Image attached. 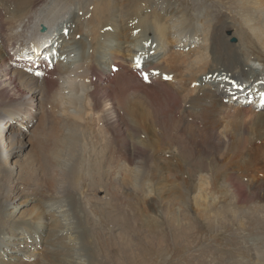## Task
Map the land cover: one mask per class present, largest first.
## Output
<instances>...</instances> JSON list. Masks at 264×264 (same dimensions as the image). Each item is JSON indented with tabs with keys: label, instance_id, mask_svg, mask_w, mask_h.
Segmentation results:
<instances>
[{
	"label": "bare ground",
	"instance_id": "6f19581e",
	"mask_svg": "<svg viewBox=\"0 0 264 264\" xmlns=\"http://www.w3.org/2000/svg\"><path fill=\"white\" fill-rule=\"evenodd\" d=\"M251 1L252 4L249 0H233L231 4L230 0H213L210 6L219 8L214 22L203 19L193 25L184 13L180 15V11L170 7L168 0L159 7L150 5L149 0H0V43L4 41L13 52V56H3L0 52V160L12 159L14 150L27 145L28 139L46 121L45 130L48 127V131L40 143H35L39 151L48 154L42 160L47 161L41 166L42 176L36 174L33 165L28 163L30 161L11 163L18 169L20 183L27 186L23 196L29 191H34L31 194L35 196L44 195L40 200H32V208L23 215L27 217L21 222L25 223L30 218L29 221L36 222L37 229L43 234L39 225L43 224L49 202L61 208L63 215L59 214L60 218L64 216L62 227L59 223H50L49 231L44 234L43 248L37 251L41 261H29L32 255H27V251L22 249L18 257H10L9 263L5 260L2 264H78L84 257L87 264H94L93 257H96L101 243L97 236L91 234L90 226L88 233L86 216L74 205L77 197H71L67 192L68 188H74L75 172L81 161L84 164L97 161L89 165L88 175L94 185L92 188L85 185V189L89 187L95 191L98 185L108 188V183L114 185L119 180H127L129 186L132 185L128 197L135 198L145 191L148 194L154 192L152 188L147 190L149 186L144 188L151 178L145 171L147 179L141 181L143 166L138 162L147 159L148 149L164 153L162 161H187L189 154L178 142L180 140L205 145L209 153L217 156L224 146L234 152V149L242 148L254 139L247 130L220 135L218 130L224 127L223 120L227 118L237 125L242 110L238 105L223 104L225 97H219L222 93L219 84L212 82L219 76L230 75L242 83H249L259 80L264 74L252 69L256 66L264 72V0ZM87 2L89 4L83 10V4ZM182 3L193 9L190 0ZM72 4L75 5L71 7ZM226 5L232 6L226 8L229 12L237 9L240 18L228 17L222 11ZM79 12L83 13L82 18H79ZM228 23L235 28L233 31L228 28ZM60 24L63 26L61 32ZM47 37L65 38L64 45L60 46L62 59L55 64L48 78L29 77L21 67L26 64L24 57L39 62L42 68L46 59L41 58H47L45 50L50 46ZM134 58L148 70H160L171 75V81L157 79L149 85L143 84L128 68ZM116 63L119 64L116 66ZM27 66L29 64L24 67ZM105 66L109 68L110 78H105L104 84H95L94 80L103 74ZM115 68L118 69L116 73ZM214 74L216 77L213 79ZM208 75L211 77L206 79ZM221 87L224 88L223 85ZM170 105L177 107L180 113L176 119L178 128L169 137L170 150L166 151L168 148H159L156 114L165 116L172 110ZM24 119L37 124L29 126L22 121ZM100 123L101 128L98 126ZM254 136L260 137L255 133ZM172 138L177 142L174 149ZM115 143L120 144L117 148L121 152L112 162L114 169H107L110 157L117 153H111L105 159L106 150ZM151 160L158 161L154 157ZM131 165L133 167L130 168ZM100 169L104 170L94 172ZM37 171L40 172L39 169ZM37 177V184L28 181ZM8 181L9 178L5 177L3 183L7 185ZM149 184L153 187L154 182ZM229 184L233 185L239 204L264 196L262 187L248 195L238 183ZM4 186L0 189L1 194ZM84 188L83 194L86 193ZM250 189H255V186ZM6 195L13 203L11 207H16L15 202L17 207L25 202L21 200L22 195L14 193V190ZM5 200L6 197L0 200V224L6 211ZM26 202L31 201L27 199ZM70 210L73 216H70ZM114 212L121 213L115 206ZM7 213L8 223L16 226V215L9 217L13 213L11 210ZM29 225L34 224L22 223L20 228H28ZM59 234H63L62 239ZM2 235L1 230L0 254L8 249L4 247ZM17 239H20L17 247L42 245L33 234H22ZM5 241L7 243L8 239ZM83 241L91 249L89 254L83 253ZM257 261V264H264L261 257Z\"/></svg>",
	"mask_w": 264,
	"mask_h": 264
},
{
	"label": "rangeland",
	"instance_id": "374dc122",
	"mask_svg": "<svg viewBox=\"0 0 264 264\" xmlns=\"http://www.w3.org/2000/svg\"><path fill=\"white\" fill-rule=\"evenodd\" d=\"M149 1L150 5L153 4L155 7H159L164 2L167 3V0ZM168 1L171 4L170 7L172 6L174 10L180 11V15L184 13L183 15H186V18L188 17V22L193 25L198 24L203 19L211 20V23L214 22L216 13L219 11L218 7L214 8L210 6L213 4V0H190L193 9L183 4V0ZM230 1L232 4L233 0ZM249 1L250 3L252 2L251 0ZM88 4V2L87 4H83V10H85ZM73 5L75 4H72L71 7ZM230 7L232 8V6L228 5L223 6L222 11L229 15L228 17L234 18L235 16L240 18L237 9H232L230 12L226 9ZM149 10L151 9L148 8ZM82 14V12L78 13L79 18H82ZM206 22L208 23L209 21ZM229 23L227 26L233 31L235 28ZM60 27L61 32L63 30L62 24H60ZM59 40L63 46L65 38ZM22 49H25V46ZM10 51L12 50L7 48L4 41L0 43V52L4 54L3 56H8ZM41 59L46 58L44 56ZM23 61L26 64H22L21 67L25 73L32 64L38 68L41 66L39 62L29 61L27 57H24ZM27 64L29 66L24 67ZM118 64L116 63V65ZM252 69L256 73H264L260 69H257L256 66H252ZM103 71V74L94 80L95 84H104V79L110 78L109 68L105 66L103 67ZM233 105L237 106L236 104ZM170 106L172 110L167 111L165 116L159 113L156 114V121L159 120L157 128L159 127L158 130L162 136L159 135V148H168L166 151L170 150L169 137L175 133L174 130L177 127L176 119L180 113L177 107ZM239 109L242 110L238 118L239 123L233 125L231 120L226 118L222 122L224 123V127H220L218 130L220 135H232L241 130H247L253 134V140H250L242 148L234 149V152L224 146L218 151L216 156L209 153V148L205 145L199 146L192 141L183 143L184 141L180 140L178 142L182 143V147L184 146V150L187 151L191 159L188 157L187 161H162L164 153L148 149L146 154L148 160L138 162L143 166V174L145 171L149 173V177L154 182L153 187H151L149 182L151 183L152 181L148 179V182L144 185L145 189L149 186L147 188L148 191L150 188L154 190L150 194L145 191L143 194L137 195L138 197H128L130 194L129 189H131L132 185L129 186L130 182L127 180H119L120 182L114 185L111 184L112 186L108 183V188L98 185L95 191H92L89 187L85 189L83 187L85 185H90V188L94 185V182L91 181V177L88 175L91 168L89 165L97 161H88L85 164L83 163L84 161H81V165L78 166L75 172V182L77 184L74 182V188H68L67 192L70 196L72 195L71 197H77V203L74 205H77L78 211L86 216L85 223L88 233L91 227V234L97 236L101 243L96 257H93V259L95 258L94 264H257L259 257L264 262V196H257L252 201L248 200L239 204L236 200L233 185L229 184L232 182L238 183L248 195L258 192V187L264 188V110L255 112L252 108L245 106H241ZM22 121L29 126L33 125V127L37 124V122L31 124V120L24 119ZM45 124L46 121L43 123V126L41 125L32 134V137L28 139L27 145L24 144L20 150H14V153L11 155L12 159L0 160V189L5 185L3 183L5 177L9 178V181L6 182L8 184L4 186L3 195L0 193L1 199L6 197L4 202V209L6 211H4V217L2 216L0 231L2 230L4 247L8 248L1 252L0 264L5 262V260V263H9L10 257H18L22 249L23 252L27 251V255H32L29 261H41L42 257L40 253L37 254V251L38 249L41 251L43 248L42 238L49 231L50 223H59L60 227L64 224V216L60 218L59 215H63V211L54 204L52 206V202L48 204V208L52 207L47 208L43 224L39 225L43 234L37 229L36 222L29 221L30 218L25 223L21 222L22 218L27 217L23 215L30 212L29 210L33 205L32 200H40L44 195L35 196L32 195L34 191H29L23 196L22 192L27 191V186L20 183L18 180V169L15 166L14 168L11 163L13 161L16 164L26 160L30 161L28 163L33 165L36 174L39 173L38 175L42 176L41 166L47 162L42 160L48 154L45 151H39L35 143H40L44 139L45 132L48 131V127L47 131L45 130ZM98 126L101 128V123ZM40 130L42 131L40 132ZM254 133L259 134L260 137H255ZM172 140L174 142L171 146L174 149L177 147V144L175 146L176 140L174 138ZM119 146L120 144L115 143L113 147L106 150L105 159L111 153H117L113 157H110V162L108 161L106 164L107 169H114L112 162H114V159L121 152V149L117 148ZM151 157L157 158L158 161H152ZM175 159H178V157L176 156ZM226 162H228V166ZM68 168L69 166L66 169ZM104 169L94 170V172ZM141 178V181H143L147 179V176L144 174ZM38 179L39 177L28 181L37 184L39 182ZM2 184L4 185L2 186ZM253 185L255 189H250ZM83 188L86 190L84 194L82 193ZM71 189L74 190L72 191ZM12 190H14V193L22 195L21 200L25 201L20 207H17L16 202L14 203L16 207H11L13 203L10 202L6 194H9ZM53 194L52 192L51 195ZM27 199L31 202H26ZM114 206L120 210V214L114 212ZM9 210L13 211L9 217L16 215V226L14 227L13 223H8L7 212ZM69 213L70 216L73 214L71 210ZM52 217L53 219H51ZM22 223L24 225L31 223L34 225H29L28 228H20ZM4 225L7 226L5 227ZM77 226H79V223H77ZM22 234H33L41 240L42 245L40 243L39 245L17 247L16 245L19 244L20 240L17 237L20 238ZM8 236L13 237L11 239ZM62 238L63 234L60 235V239ZM112 238H114V241ZM6 239H8L7 243ZM13 247L16 248L11 250ZM83 249L84 254L91 252V249L84 241ZM78 264H87V258L84 257Z\"/></svg>",
	"mask_w": 264,
	"mask_h": 264
},
{
	"label": "clouds",
	"instance_id": "9594fccd",
	"mask_svg": "<svg viewBox=\"0 0 264 264\" xmlns=\"http://www.w3.org/2000/svg\"><path fill=\"white\" fill-rule=\"evenodd\" d=\"M58 51H59V52H56L55 55H54V57H52V61H53V63H55V62H56V63L60 62V61H59V59H60V48L58 49ZM56 63H55V64H56ZM50 72H52V70H51ZM50 72H49V73H50Z\"/></svg>",
	"mask_w": 264,
	"mask_h": 264
}]
</instances>
